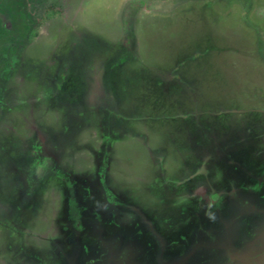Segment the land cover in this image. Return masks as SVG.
Returning <instances> with one entry per match:
<instances>
[{
    "label": "rangeland",
    "instance_id": "1",
    "mask_svg": "<svg viewBox=\"0 0 264 264\" xmlns=\"http://www.w3.org/2000/svg\"><path fill=\"white\" fill-rule=\"evenodd\" d=\"M241 262L264 264V0H0V264Z\"/></svg>",
    "mask_w": 264,
    "mask_h": 264
},
{
    "label": "flooded vegetation",
    "instance_id": "2",
    "mask_svg": "<svg viewBox=\"0 0 264 264\" xmlns=\"http://www.w3.org/2000/svg\"><path fill=\"white\" fill-rule=\"evenodd\" d=\"M63 86L64 85H59V88L57 89V91L55 92V94H53V95H56L57 93H59V92H62V90L64 89L63 88ZM206 149V148H205ZM233 166H235V165H233ZM197 170H199V167L197 168ZM196 174L198 175L199 174V172H196ZM178 183H180V182H178ZM219 193L220 192H214V191H210V194L212 195V197L210 196V197H207V200L209 201V204H208V210H210V208L209 207H212L213 206V202L214 201H216L217 200V197L219 196ZM239 195H237V198H238V200H240V197H238ZM197 197H199L200 199H197L196 198V202L197 203H200L201 201H203L204 199L202 198V196H201V194L200 195H198ZM193 201H195V199H193ZM236 203H237V205H239V206H242V205H245V202L243 201V203H241V204H238L239 202L238 201H236ZM236 205V206H237ZM188 206H189V204H188ZM235 208V207H234ZM216 211V210H215ZM190 212V211H189ZM209 212V211H208ZM217 212H218V214H216V212H215V215L217 216V215H220V214H223L224 212H219V210H217ZM210 213V212H209ZM213 213H214V211H213ZM184 217H185V215H183ZM172 217V216H171ZM184 217H182V218H184ZM220 218V216H218V219ZM175 219V218H174ZM177 219V218H176ZM176 222H179V219H177V220H175ZM220 221V220H219ZM219 221H217L216 222V225H215V228H213L214 226H211L210 224H211V222H212V218H210V221H209V224H208V226H211V229H218V232H222L224 229H223V227L222 226H220V224H217ZM165 222H166V226H167V231H171V233H172V231L174 230V227H175V225L173 224V221L171 220V218H166V220H165ZM199 222V221H198ZM177 224V223H176ZM179 224V223H178ZM180 225V224H179ZM197 225L199 226V225H201L200 224V222L199 223H197ZM197 225H191V226H197ZM219 226L221 227L220 229H219ZM203 227V226H202ZM243 227H246V226H243ZM243 227H241V233H240V235L242 234V232L244 233L243 235H246V236H248V234H249V230L247 231V230H243ZM223 229V230H222ZM243 230V231H242ZM205 232H206V234L207 235H205ZM189 234V233H188ZM210 233H207V231H204V234H203V232H201V234H199V236L198 235H196V237H193V236H189V238H190V240H191V242H193V245L192 246H188L187 247V249L184 251V253H181L180 251H176L175 253H173V256H175L174 258H176V257H180V256H186V254H189L193 249L195 250V252H197V253H199V252H201L202 250L201 249H205V247H202L201 245H200V243H204V241L203 240H206V241H208L209 242V245H213V246H215L216 248H218V245L215 243V240L217 239L216 237L218 236V237H220L219 235H217L218 233H216V230H215V233L213 232V236L214 237H212V234H210ZM172 235V234H171ZM170 236V235H169ZM182 236H184V235H182ZM241 237V236H240ZM222 237H220V239H221ZM222 239H224V238H222ZM224 241V240H223ZM222 241V243H224ZM176 241L174 240V243H175ZM190 242V243H191ZM191 247V248H190ZM221 252H223L222 251V249H220V248H218ZM191 250V251H190ZM205 250H207V248L205 249ZM231 261H233V260H231ZM242 264H244L243 262H241Z\"/></svg>",
    "mask_w": 264,
    "mask_h": 264
},
{
    "label": "trees",
    "instance_id": "3",
    "mask_svg": "<svg viewBox=\"0 0 264 264\" xmlns=\"http://www.w3.org/2000/svg\"><path fill=\"white\" fill-rule=\"evenodd\" d=\"M191 203V204H190ZM189 203V207H188V210L190 211V212H199L202 208H200L199 206H200V203L198 204L196 201H191ZM207 213H209L208 211H207ZM194 225H197V223L196 224H194ZM191 226V225H190ZM206 227V226H205ZM166 229H167V226H166ZM167 230H165L164 231V233L166 234V235H164L163 237H164V240L165 241H167L168 239H169V234L166 232ZM204 234V233H203ZM195 237H196V235H195ZM165 241H164V243H165ZM168 242L169 243H171L172 244V241L171 240H168ZM173 243H174V241H173ZM160 243H158V245H156V247H157V249H159V250H161V246L159 245ZM166 249V248H165ZM149 252V251H148ZM153 252V251H152Z\"/></svg>",
    "mask_w": 264,
    "mask_h": 264
}]
</instances>
